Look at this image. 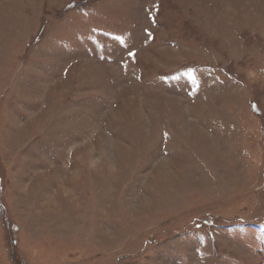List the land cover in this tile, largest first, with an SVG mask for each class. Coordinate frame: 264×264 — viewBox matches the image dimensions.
<instances>
[{
	"label": "rangeland",
	"instance_id": "374dc122",
	"mask_svg": "<svg viewBox=\"0 0 264 264\" xmlns=\"http://www.w3.org/2000/svg\"><path fill=\"white\" fill-rule=\"evenodd\" d=\"M0 264H264V0H0Z\"/></svg>",
	"mask_w": 264,
	"mask_h": 264
},
{
	"label": "snow or ice",
	"instance_id": "6c2138e0",
	"mask_svg": "<svg viewBox=\"0 0 264 264\" xmlns=\"http://www.w3.org/2000/svg\"><path fill=\"white\" fill-rule=\"evenodd\" d=\"M130 55H133L134 56L135 54L134 53H130ZM253 107L255 108V106H253Z\"/></svg>",
	"mask_w": 264,
	"mask_h": 264
}]
</instances>
